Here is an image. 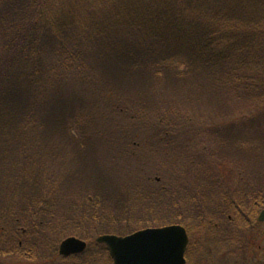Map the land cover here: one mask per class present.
<instances>
[{
  "label": "trees",
  "instance_id": "16d2710c",
  "mask_svg": "<svg viewBox=\"0 0 264 264\" xmlns=\"http://www.w3.org/2000/svg\"><path fill=\"white\" fill-rule=\"evenodd\" d=\"M173 8L166 6L164 0H0V151L6 150L14 156L26 154L24 162L45 153L54 194L55 187H61L56 184H60L64 164L69 167L70 154L79 164L97 157L114 161L121 153L129 154V159L140 160L141 154L125 152L118 142V135L125 133L132 143L137 133L117 122L115 115L108 121L109 128L95 123L91 119L96 114L94 109L99 108L101 113L126 114L131 107H136L135 118L141 121L135 128L147 133V147L161 145L165 150L172 147L173 159L181 155L204 159L203 140L224 142V139L239 137L248 144L246 137L251 130L255 137H261L258 148H243L244 154L239 157L234 153V146H230L226 157L238 162L243 157L250 164L249 173L257 179L256 189L253 192L251 187L252 191L245 193V197L239 196L238 201L216 203L212 210L244 211L252 215L263 210L264 102L259 101L264 98V77L249 62L255 54L254 45L250 46L246 36L235 41H231L233 36L218 39V25L180 20L179 12ZM256 9L254 0H247V4L241 0L230 18L240 20L243 28L263 23L264 15L253 14ZM217 11L220 14L222 10H216V16ZM83 19L87 20L85 25L81 24ZM258 55L264 60V51L251 58L259 60ZM196 79L204 82H193ZM217 80L220 82L215 83ZM210 81L213 84L204 87ZM135 85H141L138 89L141 91L135 92ZM116 101L117 106H113ZM247 109H251L249 116L243 113ZM52 152L56 157L48 162L46 156ZM98 153L101 156H96ZM146 157L143 159L147 160ZM29 167L30 164L27 168L33 175ZM20 168L10 173L11 180L22 178V173H18ZM63 174L66 173L63 171ZM75 175L71 177L78 179ZM84 175L86 181L77 186V194L83 198L89 194L85 171ZM37 179L38 175L31 183L24 182L25 193L31 190L40 195L45 193ZM103 184L112 185L111 181ZM103 184L96 195H105L104 204L119 206L123 220H118L124 221L127 230L131 225L145 229L182 224L175 218L160 222L161 208L157 213L151 211L149 220L138 214H125L129 212L130 198L109 199L106 190L105 194L99 193ZM94 189L96 192L97 188ZM215 189V185L210 186L208 193ZM71 195L62 196L57 191L51 203L42 198L46 201L43 208H40L41 202L34 205V200L21 201L24 211L21 219L11 215V203L0 207V212H4L2 215L8 220L5 226L12 231L39 228L47 236L55 232H60L59 236L78 233L74 228H67L72 221L69 215L56 216L54 221L48 219L50 212H59L62 204L67 206L70 201L71 207H75ZM1 199L5 198L0 196V202ZM36 212H40V220H35ZM184 217L187 221L190 216ZM104 218L103 215L98 220ZM134 231L105 234L122 236ZM80 234L76 236L92 239L88 234Z\"/></svg>",
  "mask_w": 264,
  "mask_h": 264
},
{
  "label": "rangeland",
  "instance_id": "374dc122",
  "mask_svg": "<svg viewBox=\"0 0 264 264\" xmlns=\"http://www.w3.org/2000/svg\"><path fill=\"white\" fill-rule=\"evenodd\" d=\"M254 1L258 9L254 10L253 14L257 17L259 15L262 17L264 15V0ZM243 3L247 4V0H243ZM164 4L169 8L174 7L173 9L179 12L180 20H187L200 25H204L203 22H207L210 25H214V27L218 25V29L215 28L216 32L217 30L219 31L218 39L233 36L235 38L231 39V41H235L241 40L244 36L248 37L246 40L250 39V46L254 45L255 49V54L250 56L249 62L264 77V60L260 59V55H258L259 60L251 58L264 51V21L263 23H256L243 28L240 20L237 22V20L231 19V13L238 10L241 0L240 3L239 0H164ZM86 9L88 8L86 7ZM219 9L222 11L220 14L217 11L218 16H216V10ZM240 11L241 15H244L242 8ZM222 13L223 16H221ZM86 23L87 20L85 19L81 21V24L85 25ZM215 37L217 38L216 35ZM243 48L246 50L245 46ZM198 81L204 82L197 79L193 80L196 83ZM219 82L218 80L215 81V83ZM208 84L212 85L213 81L204 83V87H207ZM141 87V85H135L134 89L136 91L133 90L139 92L141 90L138 91V89H141ZM146 88L149 89L148 85H146ZM210 90L211 88L209 87L208 91ZM102 92L104 93V91ZM105 92L109 94L108 91ZM143 92L152 93L145 90ZM112 93L115 94V92ZM131 94L134 93L131 92ZM116 98L120 100L119 96ZM262 99L259 102H264V98ZM4 102L16 101L5 100ZM118 102L120 103L121 101ZM253 105L258 107L257 104ZM113 106H117V101L114 102ZM262 106L264 107V104ZM94 110L96 114L91 119L95 123L109 128L108 124L110 122L108 121L113 119V115H115L118 117L117 122H122L124 126L128 125L137 133L135 134L137 135L135 141L132 143L127 139L125 133L118 135L120 139L118 142L120 147L126 149L125 152L141 154L140 160L129 159V154L121 153L119 159L114 161L97 157L86 159L79 164L74 162L73 155L70 154L69 167L67 168V165L64 164L59 177L60 184H56V186L61 185V187H55L53 194V188L50 185H54V183L49 181L51 172L48 170L44 159L45 153L42 156L39 154L38 157H30L27 162H24L26 154L19 153V155L14 156L6 150L0 151V162L2 163L0 165V196L5 198L1 199L0 207L2 208L5 204L11 203V215L15 219L16 217L21 219L24 213L21 208V201L26 203L28 199L34 200V205L41 202L39 205H41L40 208H43L46 201H42V198L50 202L57 191L62 196L72 194L73 203L77 205L75 204V207H71L70 201L67 206L62 204L60 205V211L50 212L48 219L52 221L53 218L54 221L56 216L63 218L69 215L72 217V221L71 224L67 225V228H74L75 231H78V233L69 232L64 236H59L58 233L60 232L47 236L39 228L25 229L27 231L23 229L12 231L5 226V221L8 220L2 215L4 212L1 211L0 216H3V218L0 220V264H114L105 247L103 245H93V241L103 235H117L113 233L105 234L108 233L107 231L120 232L121 230L126 233L135 229L134 232L128 234L132 235L144 229L140 226L131 225L132 228L127 230L123 226L124 221L118 220L122 219V211L119 206L109 205V203L104 204L105 195L99 196L101 197L100 199L96 195L101 185L104 182L109 184L110 181L112 185L109 187L103 184L99 193L105 194L106 190V192H109V199L111 198L113 201L130 198L129 212L125 214H138L141 215L138 217L149 220L148 218H152L150 215L152 214L151 211L157 213V210L161 208L160 222L167 218H175L182 223H185L184 216H190L187 221L195 223L194 235L199 242V245L194 249V254L190 255V264H259L260 248L258 247L264 246V224H259L256 219L257 215H252L248 212L244 213V211L233 210L231 212V210L215 211L216 209H212L216 207V203L218 205L225 200L238 201L239 196L245 197V193H249L251 187L253 192L255 191L257 179L256 177L253 178L254 175L249 173L250 164L243 157L240 158L241 162H238L227 159L226 155L229 154L230 146H234V148L232 147L234 153L236 156L241 157L244 154L243 148L247 149L249 147L251 150L258 148V142L261 137H255L253 135L254 131L249 130L250 132L247 133L246 137L248 144H244L245 142H242L239 137H230V139H224V142H218L215 139L211 141L203 140L201 146L206 145L203 148L205 149L204 159L195 158L194 156L189 159L186 155L173 159L172 147H169L168 150L163 149L161 145L153 148L147 147V133L140 132L135 128L141 121L135 118L136 107H131L130 112L126 114L121 111L116 112L117 114H112V112L101 113L99 108V111L97 109ZM254 110L252 109V111ZM243 113L249 116L251 115V109L244 110ZM222 119L224 122L225 118ZM259 135L262 136L263 132ZM142 154L147 155L146 158L148 159H143L144 155ZM96 156L101 155L98 153ZM55 157L53 152L46 156L48 162ZM203 162L206 163L201 166ZM29 164L30 170L34 171L33 175L28 171L27 166ZM24 165L26 166L25 168ZM17 167L20 168L18 173L23 175L21 176L22 180L19 177L11 180L13 176L10 173L12 174V171ZM197 168L199 169L196 172ZM176 169H179V172L174 171ZM63 171L66 173V179ZM84 171L89 186L87 187L89 194H86L85 198L81 194L79 195V192L77 194V186H81L86 181ZM73 173L76 174L75 176L78 179L71 177ZM36 175H38L37 180L42 184L45 193L40 195L33 190H31V193H25L26 186L24 182L26 181V184L31 183ZM40 175L41 179L39 178ZM42 175H44L43 180L46 182L42 180ZM178 178L180 179L176 180ZM212 185H215L216 189L209 194L208 192ZM94 187L97 188L96 192ZM73 194H77V196L75 197ZM93 194L96 195V197L94 195L95 199L91 197ZM70 199L71 197L68 200ZM185 204L189 207L185 208ZM260 211L257 213H260ZM39 214L40 212H36L35 220L39 219ZM103 215L105 218L99 221V217L101 218ZM131 223L135 224V220L131 219ZM157 228L162 227L158 226ZM7 230H9L8 233ZM21 230H23L22 233ZM79 234L80 236L87 234L92 236V241L86 237H77L76 235ZM68 237H76L82 241H87V250L74 257H63L60 255L59 245ZM38 246L39 248H37Z\"/></svg>",
  "mask_w": 264,
  "mask_h": 264
},
{
  "label": "water",
  "instance_id": "95a60500",
  "mask_svg": "<svg viewBox=\"0 0 264 264\" xmlns=\"http://www.w3.org/2000/svg\"><path fill=\"white\" fill-rule=\"evenodd\" d=\"M259 220L264 222V211ZM97 242L105 244L114 264H185L188 243L185 230L180 226L145 230L127 237L106 235ZM86 243L70 238L60 247L62 255L82 253Z\"/></svg>",
  "mask_w": 264,
  "mask_h": 264
},
{
  "label": "flooded vegetation",
  "instance_id": "af4514ba",
  "mask_svg": "<svg viewBox=\"0 0 264 264\" xmlns=\"http://www.w3.org/2000/svg\"><path fill=\"white\" fill-rule=\"evenodd\" d=\"M188 229V228H187ZM258 248H260V253H259V257L258 259H260L259 264H264V246L261 245ZM189 251V249L187 250V252ZM187 254V253H186ZM218 255V254H217ZM233 255V254H231ZM187 259H188V255H187ZM223 259V258H222ZM189 261H190V257H189Z\"/></svg>",
  "mask_w": 264,
  "mask_h": 264
}]
</instances>
